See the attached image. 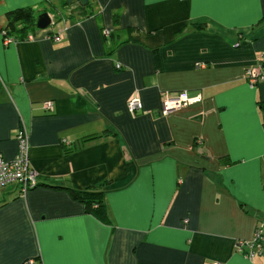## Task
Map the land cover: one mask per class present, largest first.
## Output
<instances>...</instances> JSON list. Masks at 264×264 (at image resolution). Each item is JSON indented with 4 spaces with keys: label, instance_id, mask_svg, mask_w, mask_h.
<instances>
[{
    "label": "crops",
    "instance_id": "0c3cea01",
    "mask_svg": "<svg viewBox=\"0 0 264 264\" xmlns=\"http://www.w3.org/2000/svg\"><path fill=\"white\" fill-rule=\"evenodd\" d=\"M88 3L0 0V154L26 130L38 174L25 195L0 187V264H264V236L253 259L235 247L264 222V81L244 77L264 0ZM22 7L52 24L4 44ZM165 91L201 100L163 115ZM68 187L103 191L107 219Z\"/></svg>",
    "mask_w": 264,
    "mask_h": 264
},
{
    "label": "built area",
    "instance_id": "2783aa9c",
    "mask_svg": "<svg viewBox=\"0 0 264 264\" xmlns=\"http://www.w3.org/2000/svg\"><path fill=\"white\" fill-rule=\"evenodd\" d=\"M52 24V22H51ZM62 30H58L53 34L54 41L62 39ZM101 33L104 37H108L111 33L109 28H102ZM3 42L8 44L16 41V39L7 33V30H2ZM34 38V33L30 32L26 36V40ZM119 68L120 65L117 64ZM244 77L251 87H255L264 81V50L261 51L258 62L252 66L245 68ZM201 100L200 94L191 95L187 91H165L161 96V113L166 115L172 111L178 110L184 106L199 102ZM53 101L46 100L43 102V108L47 112L53 110ZM127 110L131 115H135L142 111V101L137 94H133L126 104ZM18 141V152L12 159H5L0 154V187L7 184H17L20 195L35 188L38 185L37 172L33 169L30 161L28 133L21 129L16 134ZM201 142V141H199ZM264 236V222L256 225L253 236L249 240H237L235 247L239 252H243L248 258L253 259L262 252V240ZM22 264H36L34 259H26ZM213 264H221L214 262Z\"/></svg>",
    "mask_w": 264,
    "mask_h": 264
},
{
    "label": "trees",
    "instance_id": "16d2710c",
    "mask_svg": "<svg viewBox=\"0 0 264 264\" xmlns=\"http://www.w3.org/2000/svg\"><path fill=\"white\" fill-rule=\"evenodd\" d=\"M63 2L66 5L65 0H63ZM37 13L41 14L43 12H37L28 7L17 8L12 11H9L7 13V19H8L6 26L7 33L13 36L16 40L19 39L25 40L26 36L30 32H33L38 29L35 22L36 15L37 18L39 16ZM108 134H113V132H111L110 130H105L102 133V135H108ZM96 137L97 135H90L84 137L83 141L94 139ZM75 148L76 147L65 148L64 153H69ZM230 163L232 162L230 161ZM67 189L74 198L79 199L84 203L86 211L94 213L102 220L107 219L106 209L103 199V191L95 188H91L88 190H75L73 188L68 187Z\"/></svg>",
    "mask_w": 264,
    "mask_h": 264
},
{
    "label": "water",
    "instance_id": "95a60500",
    "mask_svg": "<svg viewBox=\"0 0 264 264\" xmlns=\"http://www.w3.org/2000/svg\"><path fill=\"white\" fill-rule=\"evenodd\" d=\"M79 2L81 5H87L88 0H65L67 4L72 3V2ZM51 24V16L49 15L48 12H43L39 14L37 21H36V26L39 29H45Z\"/></svg>",
    "mask_w": 264,
    "mask_h": 264
},
{
    "label": "rangeland",
    "instance_id": "374dc122",
    "mask_svg": "<svg viewBox=\"0 0 264 264\" xmlns=\"http://www.w3.org/2000/svg\"><path fill=\"white\" fill-rule=\"evenodd\" d=\"M38 15H39V13H37ZM36 20H37V15H36V18H35V22H36Z\"/></svg>",
    "mask_w": 264,
    "mask_h": 264
}]
</instances>
